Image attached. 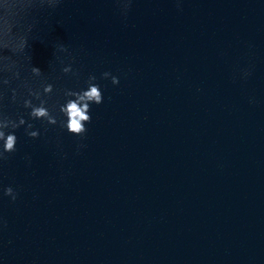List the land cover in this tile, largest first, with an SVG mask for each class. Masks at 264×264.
<instances>
[{
  "label": "water",
  "instance_id": "water-1",
  "mask_svg": "<svg viewBox=\"0 0 264 264\" xmlns=\"http://www.w3.org/2000/svg\"><path fill=\"white\" fill-rule=\"evenodd\" d=\"M0 119V264H264V0H0Z\"/></svg>",
  "mask_w": 264,
  "mask_h": 264
},
{
  "label": "clouds",
  "instance_id": "clouds-1",
  "mask_svg": "<svg viewBox=\"0 0 264 264\" xmlns=\"http://www.w3.org/2000/svg\"><path fill=\"white\" fill-rule=\"evenodd\" d=\"M127 2L125 3V10L127 9ZM61 51L65 49L61 48ZM62 71L67 74L71 71L70 67H65ZM32 72L34 75L39 76L41 74L40 70L33 68ZM75 75V73H73ZM245 76L248 75L247 72L244 73ZM110 73L105 72L102 74V79H108ZM96 80L95 76L88 77V86L87 90H82L79 92L76 91H65L64 95L66 97H72L68 99L66 103L59 107V113L66 118V123H62L61 127L65 128L67 133L73 136L82 137L86 132L85 125L90 123L91 117L89 115L90 105H100L103 102L102 93L100 91V86L94 81ZM112 85H117L119 80L117 77H111ZM52 92V85L48 84L44 86L43 93L48 95ZM36 99H40L39 93H30ZM45 101L40 100L39 106H34L30 100L24 101V107L31 109L29 113L30 119L35 120H44L48 125H55L57 123V118L53 116L48 108L45 107ZM25 124L23 119H20L18 122H12L7 119H0V141H2V146H0V161L6 160L8 157L6 154H11L16 151V136L14 135V130L18 127ZM11 128L13 133L6 135L4 129ZM32 128L31 124H28L25 128L26 135L31 139H36L39 135L37 131H29ZM79 147V145H78ZM3 194L7 197H10L12 201L16 200V194L14 193L11 187L3 189Z\"/></svg>",
  "mask_w": 264,
  "mask_h": 264
}]
</instances>
